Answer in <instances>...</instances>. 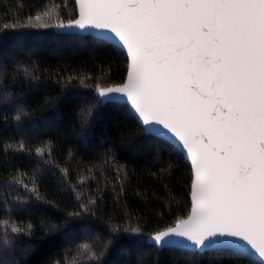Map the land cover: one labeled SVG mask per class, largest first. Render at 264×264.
Segmentation results:
<instances>
[{
    "label": "trees",
    "instance_id": "obj_1",
    "mask_svg": "<svg viewBox=\"0 0 264 264\" xmlns=\"http://www.w3.org/2000/svg\"><path fill=\"white\" fill-rule=\"evenodd\" d=\"M63 3L67 7L61 0H0V260L258 264L228 249L196 254L150 246V234L188 216L191 168L171 144L145 135L126 105L95 102L98 82L124 81L126 61L117 47L57 34L54 27H21L48 9H55L45 18L49 23L57 14L71 18L70 0ZM9 225H31V234L12 233ZM129 226L142 232L125 233Z\"/></svg>",
    "mask_w": 264,
    "mask_h": 264
},
{
    "label": "snow or ice",
    "instance_id": "obj_2",
    "mask_svg": "<svg viewBox=\"0 0 264 264\" xmlns=\"http://www.w3.org/2000/svg\"><path fill=\"white\" fill-rule=\"evenodd\" d=\"M70 3L71 18L57 14L49 23L45 18L55 9H48L21 27L111 34L126 61V78L118 86L98 82L95 102L124 98L145 135L166 129L190 158V215L150 234V246L182 244L203 254L238 240L243 253L264 264V0ZM59 6L67 7L63 0ZM29 190L37 193L35 186ZM9 226L12 233L31 234V225ZM123 231L140 235L142 229Z\"/></svg>",
    "mask_w": 264,
    "mask_h": 264
},
{
    "label": "water",
    "instance_id": "obj_3",
    "mask_svg": "<svg viewBox=\"0 0 264 264\" xmlns=\"http://www.w3.org/2000/svg\"><path fill=\"white\" fill-rule=\"evenodd\" d=\"M55 33L57 34H61V35H79V36H90V37H94L96 39H99V40H102V41H105V42H108V43H111L112 45H114L115 47H117L119 49V45L116 44L115 40L114 39H111V34L109 33H97L95 31H91V32H80L79 30L77 29H71V30H66V31H58L57 29L54 30ZM125 78H126V74H125ZM125 78H124V81L125 82ZM118 86V85H117ZM112 103H120V104H124L126 105L129 110H130V103H126L125 102V99L122 98L118 101H115V102H112ZM105 105V104H104ZM148 135H152L154 137H157V138H160L166 142H168L169 144H171L173 147H175L184 157L185 159L187 160L190 168H191V163H190V158L186 157L185 156V152L186 150L184 151H181V145H179L177 143V141L171 136V134H169L167 132L166 129H163V128H160V130L158 132H155V133H151V134H148ZM191 174H192V171H191ZM191 190V189H190ZM189 200H190V195H189ZM190 207H191V201H190ZM190 215V209H189V214L188 216ZM188 216L184 219H187ZM178 223V222H177ZM175 226V225H174ZM173 226V227H174ZM150 243V241H148ZM244 242L242 241H233V243L231 245H227V246H224L222 247L221 249L219 250H222V249H228V250H231V251H234L236 253H239V254H242V255H245L247 257H250L252 258L254 261H256L258 264H261V262L259 261L258 257H255V256H250V255H247L245 253H243L237 246L240 245V244H243ZM169 248H174V249H181V250H185V251H192V252H196L195 249L193 248H190V247H186L182 244H177V245H173V246H170V247H165L164 249H169ZM207 252V251H205Z\"/></svg>",
    "mask_w": 264,
    "mask_h": 264
}]
</instances>
